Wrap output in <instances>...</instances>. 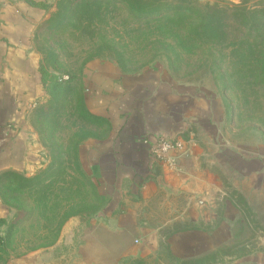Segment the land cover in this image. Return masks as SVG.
<instances>
[{"label": "rangeland", "instance_id": "1", "mask_svg": "<svg viewBox=\"0 0 264 264\" xmlns=\"http://www.w3.org/2000/svg\"><path fill=\"white\" fill-rule=\"evenodd\" d=\"M147 2L159 10L137 13L119 0L45 3L48 16L35 46L50 71L71 81L49 94L32 117L45 147L44 165L33 174L0 172V234L6 237L0 264H83L80 244L96 217L107 215L105 196L81 162L85 143L109 133L107 120L91 111L82 94L84 69L100 61L193 86L213 100L216 117L221 112L219 141L247 160L238 177L235 153L227 152L226 165L213 166L221 185L215 198L189 200L192 236L221 224L223 244L189 247V260L177 256L186 253L184 247L163 245L121 264H264V0ZM253 153L258 170L250 178ZM210 157L218 158L215 149ZM185 231L183 225L159 232L168 238Z\"/></svg>", "mask_w": 264, "mask_h": 264}, {"label": "crops", "instance_id": "2", "mask_svg": "<svg viewBox=\"0 0 264 264\" xmlns=\"http://www.w3.org/2000/svg\"><path fill=\"white\" fill-rule=\"evenodd\" d=\"M47 16L31 0H0V172L11 168L33 174L47 161L32 124L35 111L49 99L39 73L43 57L35 46L37 29ZM84 70L83 98L107 120L109 133L82 147L84 170L107 203V215L96 217L80 244L83 264H121L132 255L159 252L163 245L184 247L186 253L175 255L189 260V247L223 244L224 225L193 233L196 237L189 231V200L211 202L221 188L213 166H225L231 151L241 177L242 162H247L241 150L219 141L221 112L216 117L213 100L157 72L132 73L103 61ZM161 136L191 142L189 157L172 165L155 159L150 143ZM211 148L218 158L210 157ZM253 154L250 178L258 170ZM203 218L207 224L208 216ZM183 225L186 231L178 237L164 238L159 232Z\"/></svg>", "mask_w": 264, "mask_h": 264}, {"label": "trees", "instance_id": "3", "mask_svg": "<svg viewBox=\"0 0 264 264\" xmlns=\"http://www.w3.org/2000/svg\"><path fill=\"white\" fill-rule=\"evenodd\" d=\"M147 1L150 0H119V2L127 4L129 8H131L133 11L140 13V12H157L159 10V7L153 4H149ZM152 1V0H151ZM32 4L39 6L41 8L46 9L47 5L44 2H37L35 0H31ZM51 58H55L54 55H51ZM54 63H50V66L54 67ZM119 65V64H118ZM39 73L41 76V80L43 85L45 86V89L49 94L52 96H55L58 92V89L64 84V82L68 81V79H64L62 74H58L56 71H50L48 69V66L44 65V62H41ZM2 222H0L1 225ZM6 242V237H3L0 234V245L4 244Z\"/></svg>", "mask_w": 264, "mask_h": 264}, {"label": "built area", "instance_id": "4", "mask_svg": "<svg viewBox=\"0 0 264 264\" xmlns=\"http://www.w3.org/2000/svg\"><path fill=\"white\" fill-rule=\"evenodd\" d=\"M63 78L68 79V76L66 77V75H64ZM145 143L150 142L149 140H145ZM190 144L191 142L188 141L161 136L150 143V151L153 157L158 161H163L172 165L179 157H189L191 154Z\"/></svg>", "mask_w": 264, "mask_h": 264}]
</instances>
